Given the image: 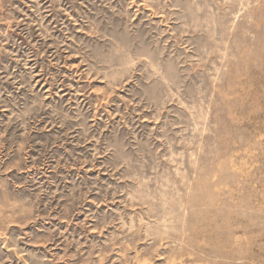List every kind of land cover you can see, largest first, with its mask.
I'll return each instance as SVG.
<instances>
[{
    "label": "rangeland",
    "instance_id": "374dc122",
    "mask_svg": "<svg viewBox=\"0 0 264 264\" xmlns=\"http://www.w3.org/2000/svg\"><path fill=\"white\" fill-rule=\"evenodd\" d=\"M0 264H264V0H0Z\"/></svg>",
    "mask_w": 264,
    "mask_h": 264
}]
</instances>
